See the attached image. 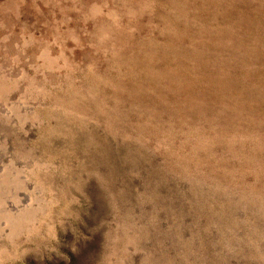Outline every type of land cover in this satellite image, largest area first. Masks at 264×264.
Returning <instances> with one entry per match:
<instances>
[{
    "label": "rangeland",
    "instance_id": "374dc122",
    "mask_svg": "<svg viewBox=\"0 0 264 264\" xmlns=\"http://www.w3.org/2000/svg\"><path fill=\"white\" fill-rule=\"evenodd\" d=\"M0 264H264V0H0Z\"/></svg>",
    "mask_w": 264,
    "mask_h": 264
}]
</instances>
